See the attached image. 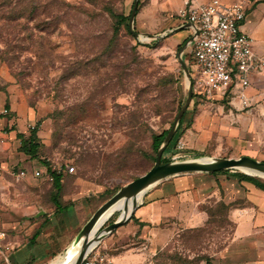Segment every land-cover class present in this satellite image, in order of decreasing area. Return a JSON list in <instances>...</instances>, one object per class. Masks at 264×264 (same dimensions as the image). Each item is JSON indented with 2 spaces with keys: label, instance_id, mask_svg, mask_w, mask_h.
<instances>
[{
  "label": "rangeland",
  "instance_id": "obj_1",
  "mask_svg": "<svg viewBox=\"0 0 264 264\" xmlns=\"http://www.w3.org/2000/svg\"><path fill=\"white\" fill-rule=\"evenodd\" d=\"M136 2L133 28L146 40L123 24L111 47L109 12L129 16ZM177 13L161 10L157 0H0V93L12 108L3 115V138L19 151L20 140L10 134L29 136L36 129L39 144L37 158L12 166L0 189V230L7 237L0 264H47L61 256L116 190L153 167V137L170 130L188 92L178 60L186 35H170L180 28ZM182 59L193 81L192 45ZM257 91L253 105L243 110L193 91L166 161L250 157L264 162V90ZM72 166L75 172L69 174ZM35 169L45 174L23 180L11 175ZM47 170L62 176L61 212ZM224 173L219 175L224 181L243 174ZM196 176L202 175L173 178L157 188ZM219 196L198 204L197 228L176 226V218L162 224L175 228L163 247H153L132 220L96 251L115 264H168L167 257L174 255L209 258L214 264L232 245L238 223L243 237L264 238V228L255 229L264 227V220L251 225V199L226 203ZM158 227V222L150 225ZM38 230L41 235L31 245Z\"/></svg>",
  "mask_w": 264,
  "mask_h": 264
},
{
  "label": "crops",
  "instance_id": "obj_2",
  "mask_svg": "<svg viewBox=\"0 0 264 264\" xmlns=\"http://www.w3.org/2000/svg\"><path fill=\"white\" fill-rule=\"evenodd\" d=\"M157 1L163 11L179 12L184 7V0ZM195 1L199 4H205L211 0ZM220 1L228 5L240 4L245 8L246 20L242 30L252 39L253 52L264 59V0ZM177 21L180 27L188 26V28L181 31L186 30V32H179L181 36L186 35L184 39L188 40V37L190 38L194 34L192 28L190 25L182 23L178 16ZM258 89L264 90V72L256 74L250 79V87L246 91V95L252 105L254 102V93H258ZM218 99L229 100L234 107L243 110L239 101L231 100L229 95ZM9 104V99L3 93H0V132L7 126V119L2 115L3 110L7 109L12 112L11 106L9 108L6 107ZM11 122L13 123V121ZM15 122L17 123L18 121ZM12 134H10V137L16 140L18 133ZM15 148L5 142L0 144V189L5 184V175L9 173L12 166L27 165V159L29 157L17 151ZM219 175L221 174L215 176L202 175L183 180L178 179V182H170L168 184L169 186L161 188H157L158 186H156L146 194L144 205L136 212L133 220L138 223V227L142 230L143 234L146 236L149 235L153 247L165 246L173 234L175 228L169 230L168 227H161L162 224L169 221V218H176L178 224L175 225L181 226L183 229L197 228L201 223V217L196 211L198 204L207 199L218 197L219 195L220 200L226 203L248 198L251 199L254 204L251 225H254L255 228L259 222L264 220V193L250 184L239 183L236 179L234 181H224ZM154 222H158V226L160 227L151 229L150 225ZM237 226L232 245L222 252L220 258L214 264H264V238L262 236L258 237V235L247 238L243 237L240 235V228L243 227V224L238 223ZM263 228L255 229L257 232ZM0 232L4 231L0 230ZM3 242H1L0 246Z\"/></svg>",
  "mask_w": 264,
  "mask_h": 264
},
{
  "label": "built area",
  "instance_id": "obj_3",
  "mask_svg": "<svg viewBox=\"0 0 264 264\" xmlns=\"http://www.w3.org/2000/svg\"><path fill=\"white\" fill-rule=\"evenodd\" d=\"M179 20L190 25L197 32L192 42L194 53L193 91L208 98L229 95L238 100L242 109L252 106L246 91L250 87L252 76L264 72V59L252 49V39L242 30L246 20V10L240 4H224L220 0H211L199 4L195 0H184V7L178 12ZM4 109L2 115H7ZM5 133L0 132V144L5 142ZM69 174L74 167L67 168ZM45 171L12 170L17 180L33 177L38 179ZM52 180V178H51ZM6 239V233L0 232V244ZM83 264H115L109 255L91 252Z\"/></svg>",
  "mask_w": 264,
  "mask_h": 264
},
{
  "label": "water",
  "instance_id": "obj_4",
  "mask_svg": "<svg viewBox=\"0 0 264 264\" xmlns=\"http://www.w3.org/2000/svg\"><path fill=\"white\" fill-rule=\"evenodd\" d=\"M137 10L138 3L136 2L130 14L128 28L131 35L137 39L144 40L145 37L136 33L133 28ZM186 28L188 26L177 28L171 31L170 35L179 33ZM196 35L197 32L188 39L178 52V60L188 82L187 97L167 136L157 150L153 167L144 175L124 185L93 213L65 252L59 256L58 264H83L88 255L105 239L133 220L136 212L143 206L146 194L165 181L185 175H213L228 171H239L247 176L264 179V162L250 157H241L239 159L212 157L162 163L163 154L175 137L177 128L193 99V85L192 81H190V73L182 56L186 48L192 44ZM116 213H119L117 219L113 223L106 225Z\"/></svg>",
  "mask_w": 264,
  "mask_h": 264
},
{
  "label": "trees",
  "instance_id": "obj_5",
  "mask_svg": "<svg viewBox=\"0 0 264 264\" xmlns=\"http://www.w3.org/2000/svg\"><path fill=\"white\" fill-rule=\"evenodd\" d=\"M109 15H110V18L113 21L112 38H111V41H110V46L114 47V45H116V41H117V39H118V37L120 35L121 26L123 24H126V26L128 27L130 14H129V16H124L123 14H116L114 12H109ZM187 41L188 40H185L183 45ZM192 85H193V81H192ZM6 107L9 108V105H7ZM179 110H180V108H179ZM179 110H178V112H179ZM186 114H187V112H186ZM185 115L182 118V120L180 122V125L184 121ZM168 132H169V130L163 132L161 135L153 137L152 149H153L155 155H156L157 150L159 149L161 143L163 142V140L167 136ZM17 138L20 140V143H21L19 152H21L24 155L28 156L30 159H36L37 158V154H38V149H39V144L36 142V140H37L36 139L37 138L36 137V129H33L29 136L18 134ZM170 147H172V142L170 143V145L168 146V148L166 149V151L163 154L162 163H167L168 162L165 159V154L170 150ZM155 160H156V156L154 158V163H155ZM47 172L50 173V175L52 176L53 189H54V195H53L52 199H53L54 205H55L57 211L61 212V211L65 210V208L62 207L61 202H60V195H61V191H62V176L60 174L57 175L55 172H51V170H47ZM217 174H225V173L222 172V173H217ZM217 174H213V175H217ZM235 179L239 183L250 184V185L254 186L256 189H258V190H260L261 192L264 193V182L262 180L258 179V178L248 177V176H245L243 174H237L235 176ZM133 180H135V179H133ZM120 189L121 188L116 190L110 196V198L114 194H116ZM109 199H107L106 201H108ZM40 235H41V230H38L34 234V236L31 238L30 244L34 245L36 239ZM167 261H168V264H200L202 261H205L206 264H212V261L209 258H197L196 260L190 261L189 258L188 259L187 258L184 259V258H182V256H179V255L169 256V257H167ZM165 264H167V263H165Z\"/></svg>",
  "mask_w": 264,
  "mask_h": 264
},
{
  "label": "bare ground",
  "instance_id": "obj_6",
  "mask_svg": "<svg viewBox=\"0 0 264 264\" xmlns=\"http://www.w3.org/2000/svg\"><path fill=\"white\" fill-rule=\"evenodd\" d=\"M60 260V257L57 256L56 258L50 260L47 264H58Z\"/></svg>",
  "mask_w": 264,
  "mask_h": 264
}]
</instances>
